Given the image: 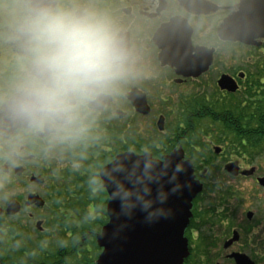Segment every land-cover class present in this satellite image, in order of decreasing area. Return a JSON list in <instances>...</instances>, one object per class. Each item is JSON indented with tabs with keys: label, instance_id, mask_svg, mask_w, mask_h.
Instances as JSON below:
<instances>
[{
	"label": "flooded vegetation",
	"instance_id": "obj_1",
	"mask_svg": "<svg viewBox=\"0 0 264 264\" xmlns=\"http://www.w3.org/2000/svg\"><path fill=\"white\" fill-rule=\"evenodd\" d=\"M98 2L131 47L135 73L74 146L48 147L0 122V264H94L102 226H67L71 204L100 198L87 208L101 207L105 223L108 193L92 178L116 155L145 147L176 153L201 184L181 264H264V127L227 126L226 103L211 109L238 98L251 104L242 115L264 116L254 109L264 99V0ZM227 22L245 39L223 38ZM11 62L0 47V85Z\"/></svg>",
	"mask_w": 264,
	"mask_h": 264
},
{
	"label": "clouds",
	"instance_id": "obj_2",
	"mask_svg": "<svg viewBox=\"0 0 264 264\" xmlns=\"http://www.w3.org/2000/svg\"><path fill=\"white\" fill-rule=\"evenodd\" d=\"M0 47L12 61L0 85V122L48 147L85 141L99 110L123 95L135 73L131 47L98 0H0ZM131 151L109 161L103 178L94 176L91 183L103 191L107 182L117 218L139 211L151 222L170 215L165 201L184 186V162L146 147ZM164 176L168 189L159 183Z\"/></svg>",
	"mask_w": 264,
	"mask_h": 264
},
{
	"label": "water",
	"instance_id": "obj_3",
	"mask_svg": "<svg viewBox=\"0 0 264 264\" xmlns=\"http://www.w3.org/2000/svg\"><path fill=\"white\" fill-rule=\"evenodd\" d=\"M229 28L228 22L222 26L220 32L223 38L245 39L235 27ZM228 32L231 33V36L226 35ZM229 80L228 77H221L219 85L222 88L234 90L235 86L231 85ZM131 154L132 152L121 153L116 155L115 159H124ZM175 155L176 153L171 154L165 159L175 163L177 161ZM109 167L110 164H107L101 169L100 176L102 178L103 173ZM184 167L185 170L179 174V180L184 186L180 191L170 193L165 201V206L172 210L168 216H161L147 222L143 218V213L137 211L130 218L125 219L123 216L117 218L114 209H118V203L107 200L108 220L96 235L98 244L103 247V250L94 264H180L182 262L186 255V244L182 232L190 215V200L200 189V184L191 179L190 167L187 165ZM167 179V176H164L159 182L163 183L165 189L171 187ZM105 189L107 193L111 191L107 182ZM156 190L157 182H154L152 184L153 195ZM122 221L125 222L123 228L120 227Z\"/></svg>",
	"mask_w": 264,
	"mask_h": 264
},
{
	"label": "trees",
	"instance_id": "obj_4",
	"mask_svg": "<svg viewBox=\"0 0 264 264\" xmlns=\"http://www.w3.org/2000/svg\"><path fill=\"white\" fill-rule=\"evenodd\" d=\"M213 104H211V109H213ZM217 104H215L216 106ZM255 110L264 111V99L255 103ZM223 105L221 106V108ZM226 111L231 112L232 116L226 117V125L230 127L238 128H252V127H264V116L262 117H247L242 115L243 111H246L251 107V104H246L241 106L237 98L229 99V103H226ZM220 107L218 109H221ZM252 134V133H250ZM251 136V135H249ZM72 202V201H71ZM92 203L97 207L101 203L100 198L92 197L91 195L80 196L71 204V211L68 214L67 226H83V228H88L89 226H101L105 221L101 213V207L96 209V212H91L87 206Z\"/></svg>",
	"mask_w": 264,
	"mask_h": 264
},
{
	"label": "rangeland",
	"instance_id": "obj_5",
	"mask_svg": "<svg viewBox=\"0 0 264 264\" xmlns=\"http://www.w3.org/2000/svg\"><path fill=\"white\" fill-rule=\"evenodd\" d=\"M231 99V98H230ZM223 103H229V99L228 100H226V101H224V102H219V101H217V102H214V104H213V109H214V106H215V104H217L215 107H216V109H218L219 107L221 108V106L223 105ZM223 108H221V109H218V110H222ZM215 110V109H214ZM204 124V123H203ZM58 239H59V237H57Z\"/></svg>",
	"mask_w": 264,
	"mask_h": 264
}]
</instances>
